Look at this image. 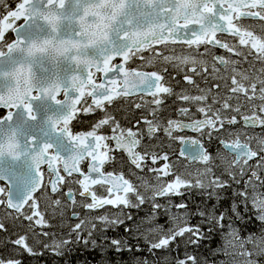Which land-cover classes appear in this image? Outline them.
I'll return each instance as SVG.
<instances>
[{
    "label": "snow or ice",
    "instance_id": "snow-or-ice-1",
    "mask_svg": "<svg viewBox=\"0 0 264 264\" xmlns=\"http://www.w3.org/2000/svg\"><path fill=\"white\" fill-rule=\"evenodd\" d=\"M0 211V264H264V0H0Z\"/></svg>",
    "mask_w": 264,
    "mask_h": 264
},
{
    "label": "flooded vegetation",
    "instance_id": "flooded-vegetation-1",
    "mask_svg": "<svg viewBox=\"0 0 264 264\" xmlns=\"http://www.w3.org/2000/svg\"><path fill=\"white\" fill-rule=\"evenodd\" d=\"M211 62V61H209ZM145 99H147V97H145ZM123 106V105H122ZM121 106V107H122ZM118 116L121 117V121L122 123L124 122V117H127L128 120H134L138 117V115L136 113H131L129 115H126V113L124 111L121 110V112L117 113ZM128 126H131L130 124ZM189 136H194L193 133L189 132L188 133ZM167 143L168 141L165 138H161V143H160V148L162 151H168L169 149L167 148ZM182 144L180 145L178 150H175V152L178 154L179 151L181 150ZM210 150H215V148L217 147L216 144H211V145H206ZM178 162L186 164V165H190V166H196V164H193L191 162H189V160H185L184 158H180L178 159ZM228 197H231V191H229L227 193ZM200 196L198 194H194L192 196L189 197V203H198L200 202ZM224 206L227 207L228 206V201H225ZM3 211H0V216H3ZM53 225L55 226V224L57 223V221L53 220ZM5 239V236L3 233H0V240ZM79 257L73 256V257H69L68 259L70 261H72V264H75V261L78 259ZM28 260V264H65V260L64 259H60V258H56L50 255H46L44 257H41L40 259H32V258H27Z\"/></svg>",
    "mask_w": 264,
    "mask_h": 264
},
{
    "label": "rangeland",
    "instance_id": "rangeland-1",
    "mask_svg": "<svg viewBox=\"0 0 264 264\" xmlns=\"http://www.w3.org/2000/svg\"><path fill=\"white\" fill-rule=\"evenodd\" d=\"M209 63H210V62H209ZM133 99H135V98H133ZM137 102H139V101H137ZM121 106H122V105H121ZM122 108H124V109H126V108H131V112H127L126 115H129V114H131V113H136L137 115H139L138 110H135V109L132 107L131 104H124V105L122 106ZM122 108H121V109H122ZM180 145H181V143L177 141L176 143H174V144L171 145V148H172V150L175 151V150H178V149H179ZM175 162H176L177 166H181V167H183V166H187V167L195 168V167L197 166V165H196V166H190V165H186V164L180 163V162H178V159H176Z\"/></svg>",
    "mask_w": 264,
    "mask_h": 264
},
{
    "label": "trees",
    "instance_id": "trees-1",
    "mask_svg": "<svg viewBox=\"0 0 264 264\" xmlns=\"http://www.w3.org/2000/svg\"><path fill=\"white\" fill-rule=\"evenodd\" d=\"M122 108V107H121ZM122 111H124L125 113H127V112H131V108H126V109H124V108H122ZM119 112H121V111H118V113ZM118 116V115H117ZM118 119H121V117L120 116H118ZM215 246V244L213 245V247ZM200 252L204 255V256H208L209 257V259H211L212 257L210 256V254L208 253V252H206L203 248L202 249H200Z\"/></svg>",
    "mask_w": 264,
    "mask_h": 264
},
{
    "label": "water",
    "instance_id": "water-1",
    "mask_svg": "<svg viewBox=\"0 0 264 264\" xmlns=\"http://www.w3.org/2000/svg\"><path fill=\"white\" fill-rule=\"evenodd\" d=\"M183 147H185V146H184V145H182L180 149H182ZM189 162H191V161L189 160Z\"/></svg>",
    "mask_w": 264,
    "mask_h": 264
}]
</instances>
